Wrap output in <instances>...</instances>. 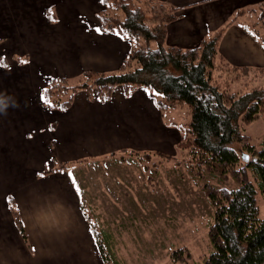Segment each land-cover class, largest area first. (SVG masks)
I'll return each instance as SVG.
<instances>
[{"label":"crops","instance_id":"1","mask_svg":"<svg viewBox=\"0 0 264 264\" xmlns=\"http://www.w3.org/2000/svg\"><path fill=\"white\" fill-rule=\"evenodd\" d=\"M151 1L178 8L167 46L187 49L215 36L222 60L264 68V33L252 20L264 0ZM102 8L101 0H0V264H106L93 232H106L108 207L92 206L86 191L96 192L76 180L74 164L128 148L151 153L155 138L174 149L181 138L144 87L117 86L107 101L78 90L66 109L44 106L54 79L113 72L126 57L132 42L100 29ZM70 39L81 48L61 53L59 43L75 44ZM54 164L66 168L43 173Z\"/></svg>","mask_w":264,"mask_h":264},{"label":"trees","instance_id":"2","mask_svg":"<svg viewBox=\"0 0 264 264\" xmlns=\"http://www.w3.org/2000/svg\"><path fill=\"white\" fill-rule=\"evenodd\" d=\"M101 3L103 8L96 13L100 29L130 39V50L113 72L88 71L74 83L64 78L53 80L43 89L44 106L66 109L78 90L107 101L117 86L126 93L137 87L159 93L157 106L161 110L187 106L190 120L176 144L177 157L194 180L211 177L226 181L230 176L237 184L234 189L202 186L214 208L207 232L212 251L203 264H264V218H259L255 188L264 194V136L255 146L242 131L245 125L264 120V87L252 85L264 68L236 67L222 60L215 36L187 49L164 47L166 26L179 15L176 7L151 0ZM252 12L259 14L253 26L264 33V2ZM149 42L157 48H149ZM217 72V76L213 74ZM241 76H249L250 84L232 91ZM65 168L54 164L43 173ZM93 233L105 260L103 246ZM188 256L184 248L170 254L173 263L189 264Z\"/></svg>","mask_w":264,"mask_h":264},{"label":"rangeland","instance_id":"3","mask_svg":"<svg viewBox=\"0 0 264 264\" xmlns=\"http://www.w3.org/2000/svg\"><path fill=\"white\" fill-rule=\"evenodd\" d=\"M85 6H90V2H85ZM257 16L259 14H254L252 20ZM254 30L258 32L259 28L255 27ZM73 42L75 44L67 40L60 42V52L68 53L81 48L80 44ZM163 46L170 47L165 41ZM148 47L155 49L157 45L149 42ZM213 74L217 76L219 73ZM81 75L64 79L74 83ZM248 77H238L231 90H244L245 85L250 84ZM252 85L264 87V74ZM152 92L160 98L159 93ZM161 113L164 122L177 127L180 133L190 120L187 106L163 109ZM242 131L257 146L264 136V120L245 125ZM153 142L158 148L150 150L151 153L128 148L114 155L74 164L72 172L76 180L82 187L90 186L96 192V196H93V189L86 188L88 198L95 201L92 206L97 205L104 210L108 207L106 215L101 216L102 221H109L106 232L100 229L96 232L105 252L104 260L99 250L102 260L106 264H182L173 263L170 254L184 248L189 253V264H203V259L212 251L207 232L214 208L203 193L202 186L207 183L219 188L234 189L237 184L230 176L226 181L211 177L194 180L188 174L185 163L179 159L180 156L177 157L175 146L173 149L169 142L157 138ZM255 188L259 218L263 219L264 194L256 185ZM111 191L119 195L118 199L110 195ZM104 210L101 209V213ZM90 219L93 223L92 216Z\"/></svg>","mask_w":264,"mask_h":264},{"label":"snow or ice","instance_id":"4","mask_svg":"<svg viewBox=\"0 0 264 264\" xmlns=\"http://www.w3.org/2000/svg\"><path fill=\"white\" fill-rule=\"evenodd\" d=\"M0 59H2V58H0Z\"/></svg>","mask_w":264,"mask_h":264}]
</instances>
